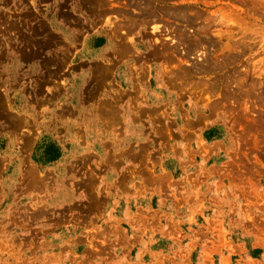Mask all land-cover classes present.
Listing matches in <instances>:
<instances>
[{"label": "rangeland", "instance_id": "obj_1", "mask_svg": "<svg viewBox=\"0 0 264 264\" xmlns=\"http://www.w3.org/2000/svg\"><path fill=\"white\" fill-rule=\"evenodd\" d=\"M1 3L0 264H264V0Z\"/></svg>", "mask_w": 264, "mask_h": 264}, {"label": "crops", "instance_id": "obj_2", "mask_svg": "<svg viewBox=\"0 0 264 264\" xmlns=\"http://www.w3.org/2000/svg\"><path fill=\"white\" fill-rule=\"evenodd\" d=\"M1 1H3V4H5V5H11V4H13L14 3V0H0V4H2L1 3ZM100 10V9H99ZM95 10H94V8H93V12H94ZM106 11H108V10H106V8H105V11L104 12H102L103 14L101 15V16H104V15H106V14H108V13H106ZM98 13H100V11H97V14ZM52 14H53V12H52ZM51 14V15H52ZM50 15V16H51ZM100 15V14H99ZM36 22V21H35ZM37 23V22H36ZM38 24V23H37ZM35 25V27H34V35H36V36H40L41 38H40V41H39V43H40V48L41 49H45V50H47L48 48L46 47V45L47 44H49L48 43V41L46 40V39H42L44 36H46L47 35V32H46V30H45V25L44 24H42V25H44V27L42 26V25ZM59 27H62V25H58ZM39 28H44L43 30H39ZM38 32V33H37ZM57 32H59V31H57ZM74 38V39H73ZM69 39H73L74 40V46H76V47H78V43L80 42V39H81V37H80V35H78V34H70V36H69ZM33 44L34 43H32L31 45L33 46ZM50 45V44H49ZM22 49H26L25 47H21ZM74 48V47H73ZM28 52H31L30 54H31V56H37L38 57V54L36 53V50H35V48L34 47H32V48H30L29 49V51ZM28 58H31V57H28ZM92 84L93 83H90L88 86H92Z\"/></svg>", "mask_w": 264, "mask_h": 264}, {"label": "bare ground", "instance_id": "obj_3", "mask_svg": "<svg viewBox=\"0 0 264 264\" xmlns=\"http://www.w3.org/2000/svg\"><path fill=\"white\" fill-rule=\"evenodd\" d=\"M36 22L39 24V25H42L43 24V22L41 21V20H39V19H36ZM78 24V23H77ZM81 24H79L78 26H80ZM43 27H44V25H42ZM82 26V25H81ZM36 28V27H35ZM44 28H39V30H43ZM38 33V32H37ZM59 41H60V39H58V38H56L55 40H54V43L56 44V45H58V43H59ZM62 43V42H61ZM46 46H49V44H47ZM25 51V50H24ZM67 52V51H66ZM31 52H27L26 54H25V58H27V59H29V60H32V59H36L37 58V56L35 57V56H31V54H30ZM22 55V54H21ZM66 55H62V56H59V57H57L58 59H60V60H63V58L65 57ZM28 57H31V58H28ZM57 59V60H58ZM28 61V60H27ZM56 64V63H55Z\"/></svg>", "mask_w": 264, "mask_h": 264}]
</instances>
